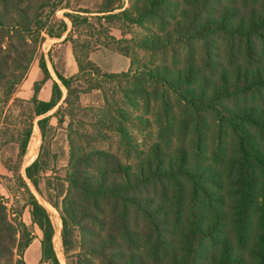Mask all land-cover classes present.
<instances>
[{"label": "trees", "instance_id": "16d2710c", "mask_svg": "<svg viewBox=\"0 0 264 264\" xmlns=\"http://www.w3.org/2000/svg\"><path fill=\"white\" fill-rule=\"evenodd\" d=\"M57 1L0 0V89L10 98L47 36L62 39L69 31ZM128 1L127 9L125 0H104L98 12L65 16L73 32L96 19L100 34L132 66L138 51L152 57L141 70L102 74L89 51L83 59L78 40L66 38L79 73L66 78L57 72L69 91L64 104L73 103V83L87 74L118 83L123 99L117 108L106 99L101 124L119 136L123 152H80L70 140L68 189L62 207L55 205L65 252L79 251L70 264H264V0ZM115 21L143 36H110L104 22ZM40 69L44 79L32 100L37 117L64 98L53 80L51 100H39L52 80L45 57ZM50 120L40 121L44 132ZM131 129L151 140L147 150ZM33 132L30 125L23 157ZM43 170L41 159L27 169L38 190ZM29 202L33 225L43 234L41 261L62 264L49 210L31 192ZM0 208V241H12L18 264H27L33 233L22 213L13 224Z\"/></svg>", "mask_w": 264, "mask_h": 264}, {"label": "rangeland", "instance_id": "374dc122", "mask_svg": "<svg viewBox=\"0 0 264 264\" xmlns=\"http://www.w3.org/2000/svg\"><path fill=\"white\" fill-rule=\"evenodd\" d=\"M104 0H58L64 9L59 10L57 15L60 20H65L72 26L66 14H74L81 10L98 12L103 7ZM125 9L131 4L125 0ZM75 11V12H74ZM52 16L49 11L47 13ZM44 18H48V15ZM73 16V15H72ZM49 22V19H48ZM110 36L117 39H131L142 37L143 32L137 27L128 26L124 21L114 23L104 22ZM96 19L90 23L78 25V29L72 31L78 40L76 44L78 52L89 51V58L102 74H122L141 70L145 65H150L151 55L138 51V62L132 66L131 60L120 55L116 44L107 41ZM66 35L62 39L45 41L38 50L34 62L29 68L25 79L19 83L14 94L10 98L4 89H0V204L6 207V214L11 223H18V213L23 214V221L33 233V245L31 251H26L27 264H48L42 262L41 241L43 234L39 228L33 225L30 207V192L44 205L51 214L55 227L54 243L62 264H70L79 251H71L67 254L62 243V213L61 209L55 208L56 204L62 207L65 193L68 189L66 182L70 162V140H73L80 152H88L93 149H104L116 154L123 152L119 149V136L107 132L101 128L104 116L107 114L106 99L113 108L118 105L123 107V99L118 89V83L107 78L85 75L84 79L73 83L74 97L70 100L71 105L64 104L69 91L62 85L58 73L71 78V72L78 71V64L73 52V44L67 41ZM109 44L108 47L99 46ZM45 57L52 80H49V89L52 92L53 80L57 81L64 92V98L56 107L43 117H51V123L44 132L40 125L42 116L34 115L32 100L35 95V84L44 79L39 71L41 59ZM86 56L82 55L84 59ZM76 71V72H77ZM12 69L9 71L12 74ZM18 72H21L18 71ZM20 74V73H19ZM78 75V74H77ZM11 80L9 82H13ZM101 87L102 90L96 89ZM50 120V122H51ZM33 126L34 136L30 149L26 156H21V143L29 126ZM132 134L138 140L141 149L147 150L152 142L144 135L131 129ZM107 135L108 138L104 137ZM148 144H147V142ZM38 159L42 160L44 170L39 175V190L27 176V169ZM28 186L30 192L24 187ZM1 209V208H0ZM1 216V215H0ZM2 219V217H1ZM12 230V229H11ZM5 234H12V231ZM3 230L0 227V236ZM4 234V235H5ZM79 236V233H77ZM76 239V237H75ZM76 250L77 247L75 248ZM41 251V257H40ZM20 257L12 241H0V264H18Z\"/></svg>", "mask_w": 264, "mask_h": 264}, {"label": "crops", "instance_id": "0c3cea01", "mask_svg": "<svg viewBox=\"0 0 264 264\" xmlns=\"http://www.w3.org/2000/svg\"><path fill=\"white\" fill-rule=\"evenodd\" d=\"M73 31V27L69 24V31H68V33L66 34V35H69L71 32ZM65 35V36H66ZM64 36V37H65ZM63 37V38H64ZM75 38V37H74ZM49 39H51V38H49L48 36H47V39H46V41H48ZM51 40H56V39H51ZM78 68H79V66H78ZM39 71H41V69L39 68ZM77 70H75V72H71V74H70V76L71 75H77L78 73H79V69H78V71L76 72ZM42 72V71H41ZM64 76V75H63ZM44 77V76H43ZM64 77H66V76H64ZM49 81H47L44 85H43V87H42V90H41V92L39 93V100H41V101H46V102H49L50 100H51V98H52V92L50 91V89L48 88L49 87ZM45 118H47L46 116L45 117H43L42 116V118H41V120H43V119H45ZM54 119V118H53ZM53 119L51 120V125L53 126L54 124H53ZM40 120V121H41ZM33 136H34V132H33ZM33 136H32V138H33ZM32 138H31V141H30V143H29V147H28V149H30V145H31V143H32ZM33 245V244H32ZM31 245V246H32ZM31 248V247H30ZM29 248V252L31 251V249ZM40 257H41V251H40Z\"/></svg>", "mask_w": 264, "mask_h": 264}]
</instances>
